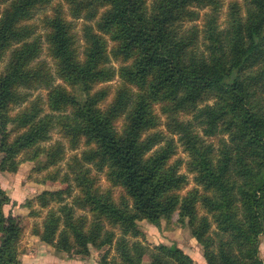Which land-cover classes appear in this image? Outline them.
<instances>
[{"label": "trees", "instance_id": "16d2710c", "mask_svg": "<svg viewBox=\"0 0 264 264\" xmlns=\"http://www.w3.org/2000/svg\"><path fill=\"white\" fill-rule=\"evenodd\" d=\"M5 2L8 5L0 8V59L11 48L13 53L0 74V171L16 172L17 155L47 140L58 122L72 146L82 139L95 145L83 153V161L107 168L110 180L126 192L119 202L100 192L76 157L62 179L68 186L38 196L41 207L54 202L59 207L49 210L42 230L34 233L59 250L83 257L90 254V245L115 244L120 262L106 252L99 264H142L147 247L127 237L144 235L139 221L160 226L178 212L202 246L207 264H264V0H245V8L231 1L225 28L218 15L223 0H154L151 7L147 0H67L77 18L93 20L104 8L97 28L83 27L82 55L65 9L58 4L44 23L58 75L71 89L53 84L47 97L50 113L42 114L36 104L14 117L10 106L25 99L21 88L53 82L49 68L37 62L41 43L27 22L51 0H0V5ZM195 6L212 8L205 17L202 47L197 28L183 29L185 21L197 17ZM105 35L116 42L114 54L131 61L118 73ZM116 76L122 83L106 104L111 90L101 85ZM156 104L168 115L169 129L188 152L187 169L201 187L185 195L180 194L187 183L181 160L172 162L175 139L161 131L150 133L160 122ZM183 112L192 119H181ZM121 118L126 124L119 131ZM10 127L24 131L11 141ZM216 135L221 136L218 148L205 138ZM34 149L28 159L37 157ZM61 154V149L51 154V164ZM71 174L79 193L68 202ZM9 201L0 183V264L20 261L22 227L4 212ZM28 206L31 214L37 213ZM77 207L93 213L89 228L84 216L75 215ZM104 222L121 230L116 241ZM151 263L195 264L181 247L164 243L152 253Z\"/></svg>", "mask_w": 264, "mask_h": 264}, {"label": "rangeland", "instance_id": "374dc122", "mask_svg": "<svg viewBox=\"0 0 264 264\" xmlns=\"http://www.w3.org/2000/svg\"><path fill=\"white\" fill-rule=\"evenodd\" d=\"M147 1L148 6L151 7L154 0ZM231 1L233 0H223L222 6L218 12L219 22L223 28H225L228 24L229 5L231 4ZM236 1L240 2L243 8H245V0ZM8 3H1V10H3ZM58 4H61L64 7L66 16L69 22H71L72 31L77 35L79 44L78 50L81 55L85 49L83 27L85 25H91L94 28H97L100 15L104 11V8L100 9L99 15L93 20H89L84 17L77 18L70 14L69 3L67 0H51L48 5L35 10L33 16L27 22L33 24V35L38 37L41 43V54L37 62L45 64V66L49 68L53 77V82L49 86L40 84L35 87L21 88V94L25 96V99L19 104H12L10 106V115L12 117L17 116L30 105L36 104H39L42 108V114L50 113L51 110L47 104L50 87L53 84H62L68 90L71 89L58 75L57 61L50 51L47 39L49 29L44 23V18L46 16H50L53 13L54 7ZM194 9L198 14L197 17L185 21L183 23V29L187 30L192 27L197 28L200 34L199 46L202 47L204 44L202 30L205 24V17L212 11V8L211 6H195ZM105 37L108 40L111 65L117 69L118 73V70L122 65H129L131 61H125L124 59H121L122 57H117L113 51L115 49L116 42L112 41L108 35H105ZM12 53L13 48L7 50L4 56L0 59V74H3L6 71ZM121 83L122 82L119 76H116L112 82L101 85L109 86L111 90V94L108 101H106V104L113 100L116 94V87ZM154 109L156 114L159 116L160 122L157 128L150 131V133L153 131H161L165 138L175 139L177 149L172 162L175 160H181L182 164L180 165V171L187 176V183L180 190V194L185 195L189 190L201 188L195 181V174L187 169L186 163L189 160L188 152L178 141L179 136L172 133L167 125L169 122L168 115L162 110L161 104L154 105ZM58 113L59 112H56V115H58ZM179 117L184 120H190L192 119V114L183 112L179 113ZM125 124L126 120L121 118L117 122V129L122 131ZM195 128L201 135H203L202 126L200 124L198 125L196 123ZM10 129H12V133L10 135L11 141L24 131L23 129H15V127H10ZM1 138L0 132V140ZM205 138L208 142L214 144L215 147L218 148L221 139L220 135ZM163 144L164 141H162L155 148ZM94 146V144H87L85 139H82L77 146H72L69 138L64 134V130L61 125L56 122V124L50 129L49 138L34 146V148L39 151L37 157L34 159H28L29 157L34 156L36 152L34 148L24 150L16 157L20 161L16 172L0 171V183L10 197L9 203L4 205V212L6 215L11 214L16 217L19 226L22 227V235L17 244L20 261L15 264H99L102 255L106 252H108L110 260L120 262V257L115 244L111 246L106 245L104 247L90 245V254L83 257L59 250L58 248L42 241L40 236L34 233L37 229H39V231L42 230L43 221L49 210L51 208L57 209L59 207V203L56 202L52 203L49 207H41L38 201V196L44 190H59L68 186V183L63 182L62 179L64 174L70 172L73 159L76 157L81 160L84 168H87L89 176L93 178L95 185L100 192H108L116 202H119L122 197H126L125 189L121 185L110 180L107 168L99 169L95 163L83 161V153ZM57 149H61L62 154L61 156H57L58 160L55 164H51V161L54 159V157H51V154H53ZM1 158L2 155H0V161ZM70 178L71 191L65 196L66 201L68 202H71L73 200V196L79 193V188L77 187L76 182L72 180V174ZM28 204H31L34 209L37 210V213L31 214V208H29ZM198 207L200 209V215H203L204 211L202 207L200 205H198ZM75 215L77 217L84 216L86 218V228L90 227L94 219V215L89 208L77 207L75 209ZM104 225L105 230H113L115 232V241L122 235L119 228L112 227L106 222H104ZM139 226L144 232V235L138 237L128 236L127 238L130 242L140 241L147 247V253L142 260V264H152L151 255L156 251V247L162 243L168 245H178L194 259L195 264H207L203 255L202 246L198 243L197 239L192 236L188 221L185 220L184 222H181L178 212H175L170 220L163 219L160 226H156L147 220L139 221ZM213 228H215V225ZM260 257L264 261V233L261 235Z\"/></svg>", "mask_w": 264, "mask_h": 264}]
</instances>
